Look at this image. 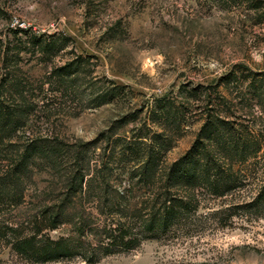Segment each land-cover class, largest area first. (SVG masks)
Returning a JSON list of instances; mask_svg holds the SVG:
<instances>
[{
  "label": "rangeland",
  "instance_id": "rangeland-1",
  "mask_svg": "<svg viewBox=\"0 0 264 264\" xmlns=\"http://www.w3.org/2000/svg\"><path fill=\"white\" fill-rule=\"evenodd\" d=\"M260 1L253 9L245 0H0V93L5 84L3 95L25 109L18 129L0 141V264H264V141L254 156L232 163L235 189L222 196L196 189L194 212L129 252L93 263L79 255L34 262L11 248L15 237L32 234L61 186L41 155L21 163L31 140L92 141L90 172L100 175L104 166L122 189L163 137L164 165L191 146L209 100L231 99L242 123L264 128L261 109L232 100L238 88L221 83L238 66L264 70ZM52 36L60 38L52 51L36 44ZM78 59L75 72L73 64L56 75ZM164 102L175 119L160 115ZM72 231L64 224L48 234Z\"/></svg>",
  "mask_w": 264,
  "mask_h": 264
},
{
  "label": "trees",
  "instance_id": "trees-1",
  "mask_svg": "<svg viewBox=\"0 0 264 264\" xmlns=\"http://www.w3.org/2000/svg\"><path fill=\"white\" fill-rule=\"evenodd\" d=\"M245 1L253 9L262 7L260 0ZM58 41L59 37L52 36L43 42L38 39L36 44L42 43L44 51L49 52ZM81 62L78 59L58 69L56 75L62 79L70 73L69 65L74 64L75 72ZM221 83L238 88V95L232 100L248 101L264 114V70L238 66ZM12 85L16 89L17 83ZM7 90L4 84L0 93V141L18 129L25 110L24 106L11 104L3 95ZM103 101L106 98L100 104ZM209 104L191 146L183 154L164 165L168 139L163 137L156 149L127 173L128 181L122 189L108 178L104 166L99 170L100 175L90 172L88 153L92 141L67 145L49 137L31 140L25 146L21 163L35 154L41 155L58 173L61 186L41 207L32 234L11 241L12 250L34 262L75 255L86 263L97 262L102 256L129 252L144 240L166 234L195 211L196 189L206 188L215 196L235 189L240 178L232 163L244 161L259 151L264 128L254 130L242 123L243 119L230 109L236 108L235 104L223 95L218 101L209 100ZM159 109L162 117L176 118L168 102L161 103ZM5 184L0 178V187ZM263 193L264 186L259 197ZM64 224L72 227V235L52 238L48 234ZM44 229L47 231L42 233Z\"/></svg>",
  "mask_w": 264,
  "mask_h": 264
}]
</instances>
